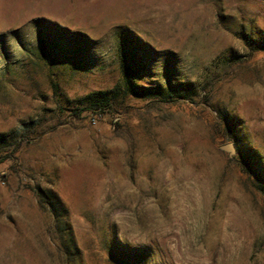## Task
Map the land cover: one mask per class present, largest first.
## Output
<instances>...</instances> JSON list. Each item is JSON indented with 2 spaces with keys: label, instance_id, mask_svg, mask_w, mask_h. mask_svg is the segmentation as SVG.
Instances as JSON below:
<instances>
[{
  "label": "rangeland",
  "instance_id": "obj_1",
  "mask_svg": "<svg viewBox=\"0 0 264 264\" xmlns=\"http://www.w3.org/2000/svg\"><path fill=\"white\" fill-rule=\"evenodd\" d=\"M3 156L0 264H264V0H0Z\"/></svg>",
  "mask_w": 264,
  "mask_h": 264
},
{
  "label": "trees",
  "instance_id": "obj_2",
  "mask_svg": "<svg viewBox=\"0 0 264 264\" xmlns=\"http://www.w3.org/2000/svg\"><path fill=\"white\" fill-rule=\"evenodd\" d=\"M260 50V49H258ZM125 91L128 95L133 96V97H148L150 99H157V101L162 102V103H169L173 100V93L171 92V90L169 88H166L164 90H161V86L157 85L154 87H139L140 92H142L141 94H138L137 91H135L136 86H134L130 80H125ZM91 110L99 115H104V114H108L111 113L113 110V105L110 103V100L105 99V100H99V101H95L91 104L90 106ZM20 145V142L16 143L15 145V149L13 150V152H16V150L18 149ZM9 156H3L0 157V162H4L5 160H7ZM41 197L44 198V195L41 193L40 195ZM54 201H51L52 203H50L49 201L45 203V205H43L44 207H48L49 209L51 208V212L54 213ZM69 236V240L70 242L73 241L71 233L68 235ZM72 243V242H71Z\"/></svg>",
  "mask_w": 264,
  "mask_h": 264
},
{
  "label": "water",
  "instance_id": "obj_3",
  "mask_svg": "<svg viewBox=\"0 0 264 264\" xmlns=\"http://www.w3.org/2000/svg\"><path fill=\"white\" fill-rule=\"evenodd\" d=\"M220 149L227 152L231 156L235 155L236 153L235 147L232 143L225 144L221 146Z\"/></svg>",
  "mask_w": 264,
  "mask_h": 264
}]
</instances>
